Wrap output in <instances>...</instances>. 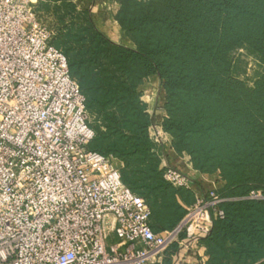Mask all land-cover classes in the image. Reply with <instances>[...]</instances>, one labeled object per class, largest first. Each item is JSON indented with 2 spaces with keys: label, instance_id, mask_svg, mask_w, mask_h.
Wrapping results in <instances>:
<instances>
[{
  "label": "trees",
  "instance_id": "1",
  "mask_svg": "<svg viewBox=\"0 0 264 264\" xmlns=\"http://www.w3.org/2000/svg\"><path fill=\"white\" fill-rule=\"evenodd\" d=\"M133 47L114 44L96 30L78 31L74 68L94 137L88 149L112 157L121 180L150 208L154 233L173 230L193 193L166 183L151 125L161 124L174 153L193 170L216 175L226 198L224 217L199 240L205 264H264V0H118L114 15ZM87 43V45H85ZM242 50L259 72L240 79L234 58ZM162 92L158 122L141 101L144 81ZM178 250L174 244L169 252ZM169 253V255H170ZM169 263V260L166 261Z\"/></svg>",
  "mask_w": 264,
  "mask_h": 264
},
{
  "label": "built area",
  "instance_id": "2",
  "mask_svg": "<svg viewBox=\"0 0 264 264\" xmlns=\"http://www.w3.org/2000/svg\"><path fill=\"white\" fill-rule=\"evenodd\" d=\"M37 4L0 0V264H162L174 244L200 246L228 199L217 188L196 191L171 166L161 124L151 125L164 181L194 196L175 229L152 231L150 208L123 184L113 158L88 149L85 97Z\"/></svg>",
  "mask_w": 264,
  "mask_h": 264
},
{
  "label": "rangeland",
  "instance_id": "3",
  "mask_svg": "<svg viewBox=\"0 0 264 264\" xmlns=\"http://www.w3.org/2000/svg\"><path fill=\"white\" fill-rule=\"evenodd\" d=\"M98 2V0H38L36 8L38 18L48 30L53 33L52 42H54V45L65 55L67 53L66 58L68 56L70 60L74 61L75 59L78 60L81 56L79 53L80 40L88 38V36L84 35L78 38V31L89 29L90 26H93L100 32V29L94 23L93 11L96 10L94 7ZM117 9L118 8L115 10L114 8L110 11L111 15H113V21L115 20L114 15ZM110 26V30L113 32V29L116 27L114 22L111 21L109 27ZM121 35H123V33ZM85 45H87V43H85ZM234 58L241 61L240 65L236 68L240 79H246L249 84H251L254 80L253 78L259 72L255 61L248 57L243 51L236 53ZM72 77L79 82L76 68H74ZM153 89L154 88L150 86L149 90ZM90 124L93 125L92 116H90Z\"/></svg>",
  "mask_w": 264,
  "mask_h": 264
},
{
  "label": "crops",
  "instance_id": "4",
  "mask_svg": "<svg viewBox=\"0 0 264 264\" xmlns=\"http://www.w3.org/2000/svg\"><path fill=\"white\" fill-rule=\"evenodd\" d=\"M98 4L94 8V23L100 29V33L106 36V39L113 42L114 44L124 45L126 47L133 46L129 40L124 35H121L120 27L117 21L112 20L110 11L115 8H118V0H98ZM114 22L115 28L111 32L109 24ZM109 27V28H108ZM142 86V95L141 101L147 105V111L149 113L155 114V119L159 122L161 120V110L162 109V92L160 81L156 78H150L147 81H144ZM153 87L155 89L149 90ZM153 91V92H151ZM158 108V109H156ZM167 139L170 141V137L167 135ZM183 158H180L176 154H170V164L174 168H177L180 172H183L187 176L193 179L195 182V190L202 191L208 190L211 188L220 189L222 184L219 183L216 175H206L200 174L199 172L193 170L184 163ZM117 164V163H116ZM194 201V196H193ZM193 203V202H192ZM191 203V204H192ZM190 204V205H191ZM178 248V247H177ZM170 253V252H169ZM166 254L162 264H168L166 261L169 260V264H205L204 251L201 247L191 245L186 248H178L176 252H173L170 255Z\"/></svg>",
  "mask_w": 264,
  "mask_h": 264
}]
</instances>
